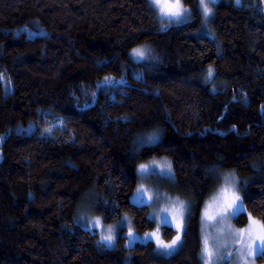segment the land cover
<instances>
[{"label": "trees", "instance_id": "trees-1", "mask_svg": "<svg viewBox=\"0 0 264 264\" xmlns=\"http://www.w3.org/2000/svg\"><path fill=\"white\" fill-rule=\"evenodd\" d=\"M235 4L213 8L209 31L197 12L161 32L148 0H0V264H202L217 169L240 177L237 223L264 220L263 3ZM61 42L68 58L50 49ZM144 43L158 61L130 58ZM153 132L159 142L141 147ZM152 156L172 160L175 181L162 187L192 201L183 245L167 256L151 240L126 246L123 231L104 246L80 213L153 229L149 206L130 200Z\"/></svg>", "mask_w": 264, "mask_h": 264}, {"label": "snow or ice", "instance_id": "snow-or-ice-1", "mask_svg": "<svg viewBox=\"0 0 264 264\" xmlns=\"http://www.w3.org/2000/svg\"><path fill=\"white\" fill-rule=\"evenodd\" d=\"M223 0H150V6L157 10L161 23H167L168 25L187 23L188 20L192 18L197 12H200L205 20L215 15L213 8L221 4ZM244 0H236L234 6H243ZM264 3V0H261ZM184 3H189L194 5L193 9L184 7ZM264 11V9H260ZM161 32L167 31L166 27H161ZM129 56L136 63H142L144 61H158L159 57L153 54V50L150 47L134 48L129 53ZM214 77V69L209 66L206 70V75L204 77L205 82H209ZM4 76L0 73V80H3ZM108 78H105L101 84L112 83ZM10 83V82H9ZM119 83L123 84L125 81L121 80ZM215 92V89L212 90ZM96 93H92L93 103L96 102ZM261 111L264 112V106L261 107ZM52 128L45 129L47 133L52 132ZM5 137H0L3 140ZM160 134L158 132H153L147 135L146 138H141L139 144L141 147L145 145L154 146L159 142ZM142 179H148L151 176H161L167 177L169 179H174V174L172 172V164L168 160L157 161L152 160L150 163L140 164L137 173ZM235 174L230 173L223 176V186L219 191L211 197V203L207 205L206 210L203 213V219L208 221L215 220L217 216L221 218H238L242 220L245 218V203L241 196L238 194L236 187ZM147 197V199H145ZM161 196L159 193L152 195L144 188L143 185L137 188L135 194L131 199L133 204H151L153 200H160ZM115 205H113V211L115 210ZM215 209L216 214H210V211ZM162 212L168 213L170 210L168 208L162 209ZM171 212L173 213L172 219H169L168 215L160 217V225L157 226V231L148 233L145 236V240H151L155 238L157 244V250H165V255H172L180 246L183 245L184 239L187 235L188 226L191 222V217L193 215L192 206L186 205L183 201H175L172 203ZM108 219V217H104ZM149 219H155V217H150ZM249 220V226L247 229L241 230L238 233H233L234 237H238L235 243L241 245L239 248L240 260L242 264H249V258H253L252 264H254V258L259 256L264 258V220H256L251 217L250 214L247 215ZM173 220L176 221L175 229L176 236L171 241V243H164L157 234L160 227H164V234L167 235L169 231L172 230ZM125 223H130L127 221L126 217H122L121 221L118 222L117 228L122 231L123 225ZM101 219L96 218L93 222V227H100ZM114 228L109 226L107 228V234L101 233L100 243L107 247L114 246ZM128 238L131 241L140 239L135 236L134 233L129 229ZM231 253L228 254L231 257ZM213 252L208 247V240L205 237L203 240L202 247V259L204 264H213ZM218 259H225V257H219Z\"/></svg>", "mask_w": 264, "mask_h": 264}, {"label": "rangeland", "instance_id": "rangeland-1", "mask_svg": "<svg viewBox=\"0 0 264 264\" xmlns=\"http://www.w3.org/2000/svg\"><path fill=\"white\" fill-rule=\"evenodd\" d=\"M148 1H149V5H150V0H148ZM184 7L189 8V7L185 6V5H184ZM151 8L154 9L153 7H151ZM263 9H264V3H263ZM155 11H156V15H157V17L159 19L160 28L161 27H167L168 24L167 23L162 24L161 23V19L159 18L157 10H155ZM202 18H203V20H202V25H201L200 30L201 31H209L210 27H211V18L212 17H210L208 20H205L203 15H202ZM202 34H206V33H202ZM207 35H209V34H207ZM63 44H66V42H61L60 44H58L55 47L54 46L50 47V49H52L59 58H68L69 57V51L67 49V46L63 45ZM141 47H150L151 48V45L149 43H144V44L136 46L135 48H141ZM154 159L157 160V161H163V160L166 159V160L170 161L171 164H172V160L168 156H152V157L148 158L146 161H144V162H142L140 164L150 163ZM139 165L137 166V173H138ZM172 172L174 174L173 166H172ZM216 172L219 173V176L221 178L220 179V183L217 186V188L207 197L206 201L204 202V205H203V208H202V211H201V216H200V226H199L200 237H201L200 260H201L202 264H204V260L202 259V247H203V240L206 237L207 240H208V247L213 252V258H212L213 259V264H242V261L240 260V253L238 251L239 248L241 247V245L235 243V240L238 237H234L233 233H238L241 230L247 229V227L249 226V220L247 219L246 224H244L243 226H240L237 223L236 218L229 219L227 217L221 218L220 216H217V218L215 220H212V221H208L206 219H203V213L206 210L207 205L209 203H211V197L213 195H215L219 191V189L223 186V176L224 175H227V174H230V173H234L235 174V179H236V182H237L236 187H237V190H238V194L240 195V177L237 174L235 169H233V168H223V169H217ZM174 181H175V175H174V179H169L167 177H161V176H151L148 179H142L137 174V184H136V187H135V190H134L133 194L131 195L130 200L132 199L133 195L135 194L137 188L140 187L141 185L144 186V188L148 191L149 194L155 195V194L159 193L160 196H161V199L158 200V201L157 200H153V202L151 204H144V205H148L149 206V216L150 217H155L154 220L152 219L154 221V223H155V226L151 230H148V231L143 232V233L136 232L134 227H133V222H132L131 217L128 214H123L122 217H126L127 221L130 222V223H125L123 225V228H122V231H121L119 228H117V225H118V222L121 221L122 217L119 220H116L115 222L106 223V222H104L102 216L97 215V214H93V212L91 210L86 212L85 216H84V214H82L83 212L80 213L81 217H83V220H85V223L80 222L79 224L81 226H83L84 228H87V229H90V230H96V232L99 235L100 240H101V233L107 234V228L109 226H112L114 228L113 235H114L115 239H114V242H113L114 246L109 247V248H113V247L116 246L117 239H118L119 235H121L123 233V231H124V234L127 236L126 246H132L136 242H147V241H150V240H145L144 238H145L146 234L157 231V226L160 225V217L164 216V215H168L169 219H172L173 213L171 212V206H172L173 202L179 200V201H183L186 205H191L192 206V201L190 199L181 198L178 195L171 194L165 187H162L165 184H167V186H169L170 183L174 182ZM145 199H147V197H145ZM165 208H168L170 211L168 213L162 212L161 210L165 209ZM82 210H85V208L82 209ZM210 214L215 215L216 214L215 209H212L210 211ZM96 218H100L101 219V226L94 228L93 227V222H94V220ZM252 218L256 219L255 217H252ZM256 220H258V219H256ZM175 223H176V221L173 220V227L174 228H175ZM129 229H131V231L134 233V235L139 237L140 239H137L135 241H131L130 242V240L128 238ZM162 230H163V228L161 226L159 232L157 233L159 235L160 239L163 240L164 243H171V241L175 237L172 240H170V241L165 240L163 238ZM151 241H154L155 244H156L155 238H152ZM156 246H157V244H156ZM164 251L165 250H163V249L160 250V252H162L163 254H164ZM229 253L232 254L231 257L228 256ZM167 256H169V255H167ZM219 257H225V259H218ZM252 261H253V258H249V264H252ZM254 264H264V258H260L259 256L255 257L254 258Z\"/></svg>", "mask_w": 264, "mask_h": 264}]
</instances>
